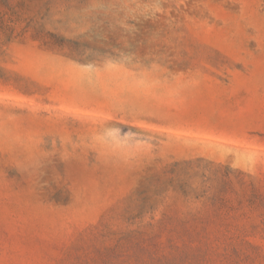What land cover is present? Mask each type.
<instances>
[{"label": "rangeland", "instance_id": "rangeland-1", "mask_svg": "<svg viewBox=\"0 0 264 264\" xmlns=\"http://www.w3.org/2000/svg\"><path fill=\"white\" fill-rule=\"evenodd\" d=\"M0 264H264V0H0Z\"/></svg>", "mask_w": 264, "mask_h": 264}]
</instances>
